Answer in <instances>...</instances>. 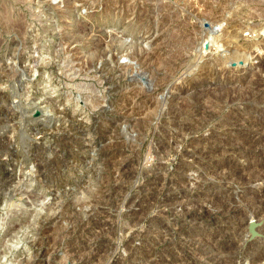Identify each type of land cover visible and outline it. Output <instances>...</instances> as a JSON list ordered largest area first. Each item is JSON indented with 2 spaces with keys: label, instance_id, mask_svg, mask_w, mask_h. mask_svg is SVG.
Here are the masks:
<instances>
[{
  "label": "rangeland",
  "instance_id": "374dc122",
  "mask_svg": "<svg viewBox=\"0 0 264 264\" xmlns=\"http://www.w3.org/2000/svg\"><path fill=\"white\" fill-rule=\"evenodd\" d=\"M0 264H264V0H0Z\"/></svg>",
  "mask_w": 264,
  "mask_h": 264
},
{
  "label": "water",
  "instance_id": "95a60500",
  "mask_svg": "<svg viewBox=\"0 0 264 264\" xmlns=\"http://www.w3.org/2000/svg\"><path fill=\"white\" fill-rule=\"evenodd\" d=\"M32 114L33 115H39V114H41V112L38 108H35L34 111H32ZM2 214L5 216L7 214V212L2 213Z\"/></svg>",
  "mask_w": 264,
  "mask_h": 264
}]
</instances>
